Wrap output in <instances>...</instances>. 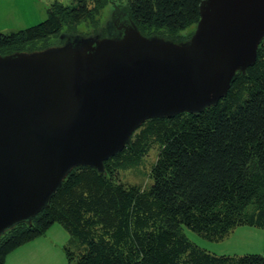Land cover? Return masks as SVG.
I'll list each match as a JSON object with an SVG mask.
<instances>
[{
    "label": "trees",
    "instance_id": "16d2710c",
    "mask_svg": "<svg viewBox=\"0 0 264 264\" xmlns=\"http://www.w3.org/2000/svg\"><path fill=\"white\" fill-rule=\"evenodd\" d=\"M115 1L56 0L43 22L0 30V54L45 48L65 32H80L81 24L96 32L103 10ZM121 1L146 36L181 42L200 20L202 0ZM156 146L149 185L123 182L120 170L137 167ZM105 168L72 169L31 224L0 237V264L55 223L75 246H64L69 264H264V253L217 255L183 232L187 226L219 240L239 225L264 228V40L256 63L236 73L216 105L146 120Z\"/></svg>",
    "mask_w": 264,
    "mask_h": 264
},
{
    "label": "water",
    "instance_id": "95a60500",
    "mask_svg": "<svg viewBox=\"0 0 264 264\" xmlns=\"http://www.w3.org/2000/svg\"><path fill=\"white\" fill-rule=\"evenodd\" d=\"M101 28L0 54V237L31 224L75 167L104 173L146 120L225 97L257 61L264 0H202L181 42L144 35L122 6Z\"/></svg>",
    "mask_w": 264,
    "mask_h": 264
},
{
    "label": "rangeland",
    "instance_id": "374dc122",
    "mask_svg": "<svg viewBox=\"0 0 264 264\" xmlns=\"http://www.w3.org/2000/svg\"><path fill=\"white\" fill-rule=\"evenodd\" d=\"M54 1L56 0H0V30L8 33L43 22L47 19L48 8ZM57 1L67 5L75 2V0ZM124 4H126L125 1L121 0L108 4L101 15L102 24L109 19L110 14L113 15L115 7H125ZM78 30L81 33H95L93 28L85 24H81ZM102 34L108 35L109 32L103 31ZM58 44L60 41L53 39L50 45ZM157 152L156 146L137 167L121 169V180L128 184L148 186L151 182L148 172L156 160ZM183 232L198 247L217 255L241 256L248 253H264V228L262 227L248 224L239 225L219 240H210L187 226H183ZM43 237L49 239V244H52L50 249L43 245L31 253L27 247L22 248L24 246L21 245L24 250L13 256L9 255L10 252L4 264H69L64 246L69 244L73 249L75 246L69 242L71 236L64 226L60 223L53 224ZM55 243L58 244L57 248Z\"/></svg>",
    "mask_w": 264,
    "mask_h": 264
},
{
    "label": "crops",
    "instance_id": "0c3cea01",
    "mask_svg": "<svg viewBox=\"0 0 264 264\" xmlns=\"http://www.w3.org/2000/svg\"><path fill=\"white\" fill-rule=\"evenodd\" d=\"M44 235H42V236H40V237H37V238H35V239H33V240H31V241H29V242H27V243H25L24 245H22V246H24V247H22V246H20L16 251H13V252H11L9 255L10 256H13V255H15V254H18L20 251H22V250H24V249H22V248H28L30 251H31V253H33V251L34 250H36V249H38V248H40V247H43V245L47 248V247H49V249L52 247V246H50V245H52V244H49V242H48V240L49 239H46L45 237H43ZM57 243H55V247L57 248ZM22 247V248H21Z\"/></svg>",
    "mask_w": 264,
    "mask_h": 264
}]
</instances>
